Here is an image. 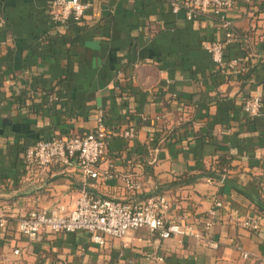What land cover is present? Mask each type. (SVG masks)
<instances>
[{
    "label": "crops",
    "instance_id": "obj_1",
    "mask_svg": "<svg viewBox=\"0 0 264 264\" xmlns=\"http://www.w3.org/2000/svg\"><path fill=\"white\" fill-rule=\"evenodd\" d=\"M83 1L84 19L62 26L51 20L54 0H0V264H264V121L243 112L248 98L264 99V0H234L226 57L240 64L227 73L205 48L225 31L211 15L172 14L184 0ZM101 111L108 130L137 135L109 142L100 179L76 166L26 170L29 146L85 136ZM126 177L142 190H127ZM83 191L131 204L166 197L169 220L188 214L201 231L221 200L204 232L218 247L147 228L103 245L85 232L36 241L18 232L33 209H70ZM250 218L258 230L245 227Z\"/></svg>",
    "mask_w": 264,
    "mask_h": 264
},
{
    "label": "built area",
    "instance_id": "obj_2",
    "mask_svg": "<svg viewBox=\"0 0 264 264\" xmlns=\"http://www.w3.org/2000/svg\"><path fill=\"white\" fill-rule=\"evenodd\" d=\"M90 8V2L83 0H54L50 11L51 20L54 24L62 26L79 23ZM235 8L234 0H184L182 3H171L172 14L184 13L190 21L211 15L225 31L223 41L205 43L213 63L222 73L236 70L240 64L238 59L226 57L237 36L229 17ZM57 100L55 96L50 97V101ZM243 112L251 119L261 118L264 121V99L248 98L243 105ZM118 135L129 141L136 137L137 131L133 127L122 133L108 130L105 125V114L101 111L97 127L85 136H72L67 139L52 136L40 139L29 146L24 153L25 168L29 173H35L53 165L76 166L85 178L98 180L102 176L97 166L106 157L109 142ZM123 181L130 192H139L143 188L140 180L126 177ZM223 207L224 202L221 200L214 202L209 218L204 220L205 231L212 228L214 217ZM169 209L170 203L166 197L154 196L143 203L131 204L98 198L83 191L70 209L65 206H59L52 211L33 209L20 218L18 232L31 241L38 240L44 232L52 234L85 232L92 236L93 242L103 245L107 237L124 239L132 231L147 228L163 240L179 236L207 242L208 246L214 249L218 247L212 241H205L207 239L205 231L199 230L195 225L185 224L190 219L188 214L181 215L174 221L169 220L167 217ZM5 217L0 211L1 227L6 223ZM244 225L251 230L259 229L258 219L250 218ZM248 257L249 253L243 251V258Z\"/></svg>",
    "mask_w": 264,
    "mask_h": 264
},
{
    "label": "trees",
    "instance_id": "obj_3",
    "mask_svg": "<svg viewBox=\"0 0 264 264\" xmlns=\"http://www.w3.org/2000/svg\"><path fill=\"white\" fill-rule=\"evenodd\" d=\"M222 164H224V163H222ZM219 169H220V172H221V173H224L223 165H222L221 167L219 166V167L217 168V170H219Z\"/></svg>",
    "mask_w": 264,
    "mask_h": 264
}]
</instances>
